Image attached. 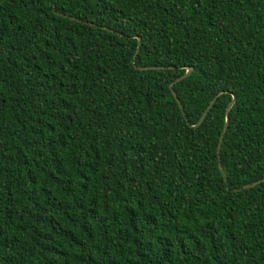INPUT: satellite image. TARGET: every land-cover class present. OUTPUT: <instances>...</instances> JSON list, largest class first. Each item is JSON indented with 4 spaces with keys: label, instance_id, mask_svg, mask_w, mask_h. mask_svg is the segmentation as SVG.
<instances>
[{
    "label": "trees",
    "instance_id": "obj_1",
    "mask_svg": "<svg viewBox=\"0 0 264 264\" xmlns=\"http://www.w3.org/2000/svg\"><path fill=\"white\" fill-rule=\"evenodd\" d=\"M0 264H264V0H0Z\"/></svg>",
    "mask_w": 264,
    "mask_h": 264
},
{
    "label": "water",
    "instance_id": "obj_2",
    "mask_svg": "<svg viewBox=\"0 0 264 264\" xmlns=\"http://www.w3.org/2000/svg\"><path fill=\"white\" fill-rule=\"evenodd\" d=\"M192 70H193V69H192L191 67L188 68L187 71H186L182 76H180L179 78H177L176 81H179V80L185 78L186 76H188V75L192 72ZM171 87H172V84H171ZM173 94H174L175 98L177 99V101H178L180 107L183 109L182 103H181L180 99L178 98L177 94L175 93V91H173ZM215 99H216V97H215L214 100L210 103V105L208 106V108L206 109V111L204 112V114L202 115L201 119L199 120V123H198V124H200V123L204 120V118H205L206 115L208 114L210 108L212 107V105H213ZM234 103H235V97L233 98L232 102L230 103V105L228 106V109H227V120H226V124H225V126H224V129H223V132H222V134H221L220 141H219L218 153H220V148H221L222 141H223V138H224V133L226 132V130H227V128H228L229 112H230V109H231V107L233 106ZM221 169H222V173H223V175H224V177H225V180L228 181V179H227V177H226L225 170H224V168H223L222 166H221Z\"/></svg>",
    "mask_w": 264,
    "mask_h": 264
}]
</instances>
